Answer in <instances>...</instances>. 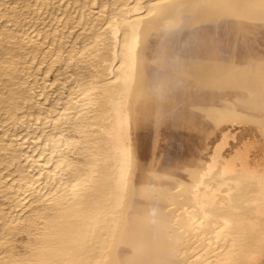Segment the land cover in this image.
<instances>
[{"label":"bare ground","instance_id":"1","mask_svg":"<svg viewBox=\"0 0 264 264\" xmlns=\"http://www.w3.org/2000/svg\"><path fill=\"white\" fill-rule=\"evenodd\" d=\"M0 20V264H264V0Z\"/></svg>","mask_w":264,"mask_h":264},{"label":"rangeland","instance_id":"2","mask_svg":"<svg viewBox=\"0 0 264 264\" xmlns=\"http://www.w3.org/2000/svg\"><path fill=\"white\" fill-rule=\"evenodd\" d=\"M2 21H3V20H0L1 23H2ZM0 26H1V25H0ZM77 31H78V30L75 29V35L77 34ZM44 70H45V69L42 70V75H43ZM54 74H55V73H52V75H51V79H53ZM42 75H41V76H42ZM55 75H56V74H55ZM40 78H41V77H40ZM66 91H67V90H66ZM54 95H55V94H54ZM54 95H53V96H54ZM5 172H6V171H5ZM5 172H4V173H5ZM1 194H2V193H1ZM1 197H2V195H0V198H1ZM18 238H19V239H17V240H18L17 242H19V241H23V240L25 239V236H23V237L21 236V237H18ZM21 238H22V239H21ZM20 239H21V240H20ZM14 244H15V243H14ZM16 246L19 247L20 244L17 243Z\"/></svg>","mask_w":264,"mask_h":264}]
</instances>
